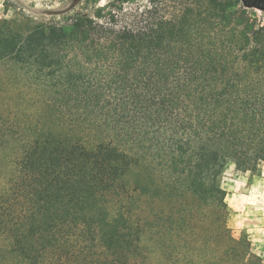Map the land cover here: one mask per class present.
Returning a JSON list of instances; mask_svg holds the SVG:
<instances>
[{
	"label": "trees",
	"instance_id": "1",
	"mask_svg": "<svg viewBox=\"0 0 264 264\" xmlns=\"http://www.w3.org/2000/svg\"><path fill=\"white\" fill-rule=\"evenodd\" d=\"M170 1L0 22V264H138L145 234L171 264H264L221 186L264 165V24Z\"/></svg>",
	"mask_w": 264,
	"mask_h": 264
},
{
	"label": "rangeland",
	"instance_id": "2",
	"mask_svg": "<svg viewBox=\"0 0 264 264\" xmlns=\"http://www.w3.org/2000/svg\"><path fill=\"white\" fill-rule=\"evenodd\" d=\"M151 0H0V22L6 21L14 30L26 34L37 25L63 24L78 15L96 17L113 11L116 15H127L149 7ZM198 0H172L169 11L179 9L198 10ZM163 7V6H162ZM167 9V7H166ZM238 9L248 11L253 19L264 24V0H238ZM192 12V11H191ZM121 18V17H120ZM0 178L4 175L0 174ZM133 187L137 182L149 183V176L134 169L128 175ZM221 186L226 191V202L230 209L228 226L234 236L245 234L251 241L252 251L264 262V165L256 175L243 173L229 163L221 178ZM150 209L149 204L145 207ZM138 264H171L154 238L145 234L140 242Z\"/></svg>",
	"mask_w": 264,
	"mask_h": 264
}]
</instances>
